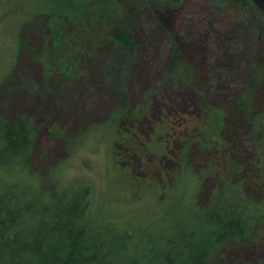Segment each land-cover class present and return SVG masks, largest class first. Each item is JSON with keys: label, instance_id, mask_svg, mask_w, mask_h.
<instances>
[{"label": "rangeland", "instance_id": "rangeland-1", "mask_svg": "<svg viewBox=\"0 0 264 264\" xmlns=\"http://www.w3.org/2000/svg\"><path fill=\"white\" fill-rule=\"evenodd\" d=\"M66 1L0 0V130L22 120L35 132L28 169L0 170V189L38 185L48 200L89 186V217L142 238L151 257L166 248L164 236L185 242L194 232L201 242L193 210H209L224 184L264 208V144L254 123L264 110V14L226 0H114V31L135 44L125 66L109 60L122 68L119 91L102 68L112 42L97 33L84 45L80 27L61 17ZM50 14L61 17L58 43ZM67 50H76L72 58ZM58 58L77 61L73 79L49 67ZM213 113L220 126L203 147L200 128ZM263 258L264 235L222 239L205 264Z\"/></svg>", "mask_w": 264, "mask_h": 264}, {"label": "trees", "instance_id": "trees-1", "mask_svg": "<svg viewBox=\"0 0 264 264\" xmlns=\"http://www.w3.org/2000/svg\"><path fill=\"white\" fill-rule=\"evenodd\" d=\"M226 1L253 7L264 14L251 0ZM66 4L68 7L61 17H68L80 27L84 45L97 33H103L112 42L114 50L105 58L102 68L111 85L120 91L122 68L115 69L109 60L115 59L118 65L125 66L135 51V44L128 31H114L119 13L117 3L114 0H68ZM75 6L81 10L78 16ZM61 17L50 14L48 19L57 43L63 38ZM67 51L66 57L72 58L76 50ZM85 52L83 49L82 53ZM53 62L55 65L50 63L49 67L56 69L66 80L77 75V61L65 62L64 58H58ZM253 74H250L249 84L255 79ZM246 98L245 95L240 99L242 105ZM202 123V144L210 147L214 145L211 132L220 126L219 116L213 113ZM254 123L255 132L264 144V110L255 115ZM34 133L22 120L0 130V170L17 163L28 169L26 161ZM224 186L227 193H215L209 210H193L195 224L202 229L201 242L194 232L189 233L185 242L164 236L163 240L168 241L166 248L151 257L149 245L142 238L132 239L124 228L96 223L89 217V186H72L67 190L69 196L63 197L64 192L60 191L44 200L38 185L6 184L0 189V264H205L207 255L222 239L241 242L264 235V208L242 197H234L231 194L234 189ZM219 198L223 200L219 202ZM195 238L197 243L191 244ZM175 245H181V248L174 256L168 249L173 250ZM257 264H264V258Z\"/></svg>", "mask_w": 264, "mask_h": 264}, {"label": "water", "instance_id": "water-1", "mask_svg": "<svg viewBox=\"0 0 264 264\" xmlns=\"http://www.w3.org/2000/svg\"><path fill=\"white\" fill-rule=\"evenodd\" d=\"M251 2L260 10L264 11V0H251Z\"/></svg>", "mask_w": 264, "mask_h": 264}]
</instances>
